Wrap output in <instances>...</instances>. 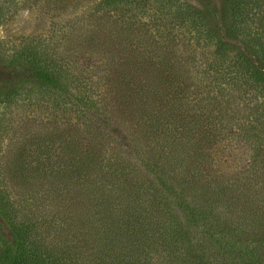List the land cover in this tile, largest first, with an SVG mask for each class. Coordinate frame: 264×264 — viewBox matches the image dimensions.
Masks as SVG:
<instances>
[{
  "label": "trees",
  "instance_id": "obj_1",
  "mask_svg": "<svg viewBox=\"0 0 264 264\" xmlns=\"http://www.w3.org/2000/svg\"><path fill=\"white\" fill-rule=\"evenodd\" d=\"M51 35L0 48V264H264V0H93Z\"/></svg>",
  "mask_w": 264,
  "mask_h": 264
},
{
  "label": "rangeland",
  "instance_id": "obj_2",
  "mask_svg": "<svg viewBox=\"0 0 264 264\" xmlns=\"http://www.w3.org/2000/svg\"><path fill=\"white\" fill-rule=\"evenodd\" d=\"M9 20L0 27V48L5 52H11L16 48L23 47L25 43L33 41L34 43L43 42L39 39L53 37L51 34L57 28L68 31L73 18L86 12L88 6L93 4V0H17ZM53 1V2H52ZM196 6L211 5L220 10L223 0H185ZM56 40H46L51 46V52H56ZM24 72L22 69H16L10 72L8 69L0 68V84L9 79L22 78ZM20 115L9 117L13 130L9 126L6 133L0 137V155L9 154V143H14V131L16 126H23L24 120ZM7 117V118H8ZM39 120V119H38ZM39 122V121H38ZM13 136V137H12ZM3 162V159L2 161Z\"/></svg>",
  "mask_w": 264,
  "mask_h": 264
}]
</instances>
